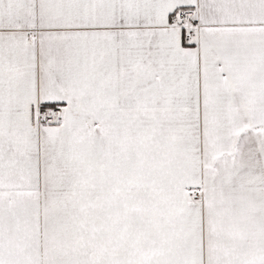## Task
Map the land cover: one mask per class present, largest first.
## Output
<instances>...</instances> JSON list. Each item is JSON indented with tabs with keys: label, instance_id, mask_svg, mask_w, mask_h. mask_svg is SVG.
<instances>
[{
	"label": "snow or ice",
	"instance_id": "1",
	"mask_svg": "<svg viewBox=\"0 0 264 264\" xmlns=\"http://www.w3.org/2000/svg\"><path fill=\"white\" fill-rule=\"evenodd\" d=\"M0 264H264V0H0Z\"/></svg>",
	"mask_w": 264,
	"mask_h": 264
}]
</instances>
